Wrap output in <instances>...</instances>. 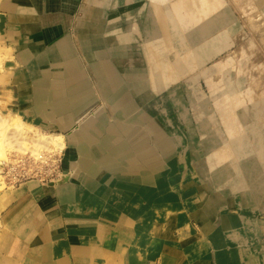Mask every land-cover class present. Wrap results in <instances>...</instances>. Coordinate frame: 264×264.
<instances>
[{
	"label": "bare ground",
	"instance_id": "1",
	"mask_svg": "<svg viewBox=\"0 0 264 264\" xmlns=\"http://www.w3.org/2000/svg\"><path fill=\"white\" fill-rule=\"evenodd\" d=\"M19 1L25 6L22 7L18 2L21 5L18 9L16 4H10L8 9L15 15L10 13L9 20L0 15V34L19 37L20 50L6 51V59L12 69L23 63L32 73L27 68L19 69L17 74L14 69L9 70L24 97L21 104L17 102V86L10 85L11 93L16 94L15 108H18L23 123L18 121L13 127L7 128L4 125L8 119L0 115V177L4 180L3 182L0 178V186L6 182V177H10L11 172L14 175L10 179L23 175L22 172L39 178L53 176L51 161L54 160V153L64 148L65 135L71 139L65 158L66 165L74 170L63 183L52 180V185H30L31 192L45 197L44 200H52L55 193L66 197L74 191L81 198H86L95 190L107 188L113 191L120 183L116 194L122 195L127 190L129 181L135 177L137 182L148 184L153 178L165 181L169 176L175 179L181 174H193L192 166L196 170L204 168L203 174H209L211 178L203 183V200L198 201L191 209L192 215L201 222L203 228L209 229V234L217 232L214 230V223L220 225L221 231L218 235L223 233V238L218 241L216 261L213 264H264V247L259 245L258 240L262 230L250 219L257 212V206L246 194L248 190L258 194L255 195L256 198L259 194L264 198V182L262 185L261 181L255 184L253 180L246 181L244 176L253 179L264 171V119L258 121L260 113H264L263 84L262 93H257L261 99H257L255 95L254 100L250 97L248 88L239 98L234 85L229 83L222 92H217L218 101L209 99L207 101L211 104L204 102L197 105L200 106L199 110H204L209 115H201L197 128L191 129L189 133L185 132L180 122L168 124L164 120L162 111L158 108L162 104L160 101H157L158 105L152 103L156 107L147 102L141 90V78L136 74L137 67H144L145 59L134 56L135 53L130 51L136 50L130 48L128 55L124 52L123 56L115 58V45L126 43L129 46L127 39H134L131 31L136 39L143 38L141 17L144 10L139 16L134 15L135 11L132 12V9L136 4L135 0H124V6L121 0H117L114 11L106 10L111 5V0H87L82 6V14L77 18L76 27L72 26L73 19L82 0ZM161 1L163 0H152V16L159 13L160 7L167 6L160 4ZM28 4L30 8H27ZM216 6L218 3L215 2L211 7ZM185 7L187 13L192 16L195 14L192 8L177 3L173 7L175 15H179ZM210 11L211 9L207 10V13ZM107 17L112 18L109 20ZM108 20L111 27L109 32L106 31ZM124 21L130 27L125 31L122 29ZM150 21L153 27L148 45L150 48L162 50L164 46L160 43L161 36L156 35L155 30L157 21L154 17ZM7 22L11 25L9 29ZM113 25L115 26L112 27ZM218 27L219 25H213L214 35L208 36L201 44L203 50L199 54L204 62L231 44L226 40V43H222L217 35ZM117 28L120 29L118 33ZM200 31L195 30L196 41ZM201 33L205 32L202 30ZM74 34L95 75L99 96L92 88L88 69L76 53L78 50ZM46 45L49 46L47 50ZM37 51H52V54L35 57ZM152 56L154 82L159 81L161 75L171 82L189 75L180 59L161 62L158 54L154 53ZM52 62L55 64L53 69ZM159 63L163 64L158 65ZM221 64L223 65V61ZM116 65L120 68L117 69ZM126 71L131 76L129 82L125 80ZM172 74H176L174 79ZM29 78L31 81L26 86L24 82ZM164 86V89L168 87ZM248 86L252 90L259 89L260 84ZM99 97L103 106L92 113L90 106H97ZM165 98H162L164 105ZM139 104H143L144 108ZM107 105L110 107V114L106 110ZM29 107H32L31 111L35 114L27 111V114L24 113ZM171 114L174 117V113ZM14 115L20 117L18 114ZM213 115L216 116L212 117ZM256 121L262 128L254 127ZM35 122L48 126L51 132L35 128ZM24 124L32 126V135L25 129ZM189 124L192 125L190 120ZM169 129L172 130V136L166 133ZM258 144L263 148L259 151L260 161L254 162V148H258ZM7 148L11 149L8 155ZM56 148L60 151H55ZM73 149H76V155L70 157ZM231 154L239 158L232 162L231 159L224 158V155ZM211 160L214 165H211ZM26 161L32 165L22 171L15 168L6 177L2 175L5 165ZM60 161H57V173L60 172ZM217 161L218 165H215ZM237 165L240 169L230 174L229 169ZM213 166L217 170H213ZM242 168L244 173L240 171ZM62 176L64 177V173ZM219 177L223 179L221 184L218 183ZM24 184L25 182L20 186ZM113 184L114 188L109 187ZM11 185L13 187L15 184ZM216 211H220L219 215L215 214ZM56 246L65 247L64 240L58 241ZM7 261L2 264H9ZM74 262L78 263L76 259Z\"/></svg>",
	"mask_w": 264,
	"mask_h": 264
},
{
	"label": "rangeland",
	"instance_id": "2",
	"mask_svg": "<svg viewBox=\"0 0 264 264\" xmlns=\"http://www.w3.org/2000/svg\"><path fill=\"white\" fill-rule=\"evenodd\" d=\"M86 1H81L72 26H77V18L82 14L81 9ZM18 2L20 1L0 0V13H8V18L11 15L14 16L15 14L8 7L10 4H16L18 9L21 5L25 6L21 2L19 5ZM110 2L111 5L106 10L114 11L117 0ZM121 2L124 6V0ZM176 2L192 8L195 14L192 16L187 13L185 7L179 15L177 13L175 15L173 7L177 4ZM215 2L218 6L212 8ZM135 3L132 9V12L135 11L134 15L139 16L144 10L141 17L143 38L136 39L134 32L131 31L130 34L134 36V39H127L129 46L126 43L116 44L115 58H120L124 52L128 55L130 48L136 50L130 51L135 53L134 56L145 59L144 67H137L136 71L137 76L141 78L139 79L141 90L152 107H156L152 103L156 105H158L157 101L162 103L158 105V108L168 124L178 121L188 133L191 129L197 128L198 118L201 115H206V117L209 115L204 110H199L200 106L197 105L208 103L209 99H214V102L218 101L217 92H222L229 83L234 85L239 98L247 88L251 92L250 97L254 100H256L257 93H262V84L264 87V0H163L160 4L167 6L160 7L159 13L153 16L151 14L152 0H135ZM27 8H30L29 4ZM209 9L211 11L207 13ZM151 17L157 21L155 30L156 35L161 36L160 43L164 46L162 50L150 48L148 45L153 27ZM109 20L107 32L111 28ZM213 25H219L217 35L222 43L227 41L231 44L218 55L204 62L199 52L203 50L202 42L206 41L208 36L214 35ZM7 26L9 29L11 25L7 22ZM128 28L130 29L128 23L124 21L122 29L125 31ZM194 29L201 30L197 41L194 39L196 35ZM116 30L117 33L120 31L118 28ZM202 30L205 33H201ZM74 41L81 60L91 75L92 88L99 96L95 75L86 61L85 52L79 47L76 35ZM19 46L18 36L0 34V115L8 119L4 125L7 128L23 120L18 108H15L16 94L13 95L10 89V85H16L18 97L21 94L19 84L13 81V75L9 73V70L16 71L18 66L12 69L6 59V51H18ZM154 53L158 54V60L161 62L165 60L172 62L173 58L180 59L183 68L189 71V75L179 80L174 79L176 74H172L171 77L174 79L172 82L165 80L161 75L159 81L154 82L152 56ZM183 61L186 62L183 64ZM135 64L138 65V63ZM116 68L120 67L116 65ZM126 72L127 75L124 72L125 80L129 82L131 76L128 71ZM254 83L260 84L259 89L252 90L248 86ZM164 85L168 87L164 89ZM163 97H166L165 105L162 102ZM99 99L97 106H90L93 109L92 113L103 106L101 97ZM257 99H261V96H257ZM169 103H171L170 106ZM139 105L144 108L143 104ZM106 110L110 114L111 110L108 105ZM171 112L174 113V117ZM214 116L216 115L212 117ZM261 119H264L262 112L258 121L261 122ZM189 120L192 125L189 124ZM30 125L24 124L25 129L32 135L33 131L30 128L33 125ZM255 126L258 129L262 128L257 121L254 123ZM34 127L51 132L48 126L39 122H35ZM166 133L172 136L171 129L166 130ZM69 137L65 135V146L61 151L54 149L60 152H55L54 160L51 161L54 169L53 176L45 180L30 179L22 186L19 183L12 187L10 177L7 178L6 174L1 172L6 177V184L0 186V264L6 260L9 264H70V259L72 264L215 263L218 241H221L223 235V233L221 236L218 235L221 231L220 225L214 223L213 227L217 232L212 231L213 233L209 234V229L203 228L201 222L192 215L191 209L198 204V201L203 200L205 190L203 183L211 178L209 174H203L204 168L196 170L192 166L193 174H181L175 179L169 176L165 181L153 178L148 184L137 182V177H135L129 181L128 188L122 195L116 194L121 186L120 183L113 191L107 188L101 191L95 190L86 198H81L75 191L66 197L55 193L52 200H44L43 196H35V193L31 192L30 185L46 186L52 180L63 183L72 174L74 168L67 167L65 159L71 146ZM261 148L263 146L259 144L258 148H254V157H256L254 162L260 161ZM10 150L6 149L7 155L11 152ZM75 155L76 149H73L70 157ZM224 158L231 159L230 162H232L239 157L231 154V156L224 155ZM58 160H61L59 173H57ZM219 162L222 163L221 160ZM36 163L38 165V162ZM223 163L225 164L224 160ZM228 163L226 165L231 166ZM211 165H214L212 160ZM215 165H218V161ZM239 169L238 165L234 166L229 169V173ZM244 169L240 171L244 173ZM213 170L217 169L213 166ZM63 173L65 178L62 176ZM244 176L246 181L253 180L255 184L261 181L260 185H262L264 182V171L258 173L253 179ZM219 178L221 180L218 179V183L221 184L223 179ZM1 179L3 180V177ZM236 180L240 183L238 179ZM225 186L228 188L227 185ZM250 186L253 188V185L250 184ZM109 187L114 188L115 184ZM246 194L252 202L256 203L257 212L250 216V219L262 230V235L258 240L259 245L264 247V202H261L264 198L261 194L256 198L255 195L258 194L248 190ZM219 213L220 211L215 212L217 215ZM62 240H64L65 247L56 246V243ZM75 259L78 263L74 262Z\"/></svg>",
	"mask_w": 264,
	"mask_h": 264
},
{
	"label": "built area",
	"instance_id": "3",
	"mask_svg": "<svg viewBox=\"0 0 264 264\" xmlns=\"http://www.w3.org/2000/svg\"><path fill=\"white\" fill-rule=\"evenodd\" d=\"M32 164L29 162V161H26V162H19L17 164H14V163H10V164H7L5 165V171H3L6 176L7 174L11 171V170H14L15 168H18L20 171H22L24 168H28L29 166H31ZM10 177H12L14 175V172H11L10 173ZM23 175L21 176H18L17 178H12L10 179V183H13L15 185H19V183H24L25 181H28L30 179H34V178H39L38 176L36 175H30V174H24L22 172ZM60 177H61V174H60ZM59 177V178H60ZM8 178V177H7ZM48 178V177H47ZM42 180H45L46 178H40Z\"/></svg>",
	"mask_w": 264,
	"mask_h": 264
},
{
	"label": "crops",
	"instance_id": "4",
	"mask_svg": "<svg viewBox=\"0 0 264 264\" xmlns=\"http://www.w3.org/2000/svg\"><path fill=\"white\" fill-rule=\"evenodd\" d=\"M0 15L4 16V18H6L7 20L10 19V18H8V16H9L8 13H0ZM72 31H73V29H72ZM74 37H75V34L73 35V38H74ZM47 46H48V45L45 46V49H46V50L49 48V46H48V47H47ZM46 47H47V48H46ZM76 53H77L78 57L81 59V57H80V55H79V52L76 51ZM41 54H42L43 57H44V56H50V55L52 54V51H37L35 57H37V56H39V55H41ZM54 65H55L54 62H52V63H51V68H52V69H53ZM22 68H27V69L32 73V70H31L29 67L25 66L23 63H21L20 67L16 68V72H15V73L17 74V72H19V69H22ZM30 81H31V78H29L27 81H25L24 84L27 86V85L29 84ZM23 100H24V97H22V93H21V94L19 95V97H18V102L21 104ZM28 110H29V111H28ZM31 110H32V107H29L28 109L24 110V113L27 114V112H28L29 114H35V112H34V111H31ZM26 111H27V112H26ZM35 196H38V195L35 194ZM35 196H34V197H35Z\"/></svg>",
	"mask_w": 264,
	"mask_h": 264
}]
</instances>
